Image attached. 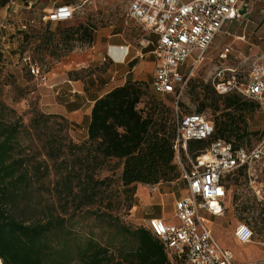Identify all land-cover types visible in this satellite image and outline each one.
<instances>
[{"label":"trees","instance_id":"1","mask_svg":"<svg viewBox=\"0 0 264 264\" xmlns=\"http://www.w3.org/2000/svg\"><path fill=\"white\" fill-rule=\"evenodd\" d=\"M97 30L90 22L70 24L59 39L54 32L43 35L34 51L60 59L76 43L93 45ZM8 84L0 67V264H173L146 226H135L114 213L117 202L110 190L114 175L100 173L110 161H117L129 208L137 184L181 179L174 148L175 109L158 96H149L147 82L128 79L95 101L87 138L76 142L69 133L72 122L63 114L36 112L25 124L1 97ZM188 87L203 96L199 113L208 101L221 111L212 137L189 142L188 150L205 142L208 148L219 139L234 148L245 146L247 115L256 102L238 93L220 95L215 89L210 99L203 82L190 81ZM50 119L59 121L49 125ZM32 129L44 137L43 152L30 150L21 140ZM42 153L44 159H39ZM244 171L231 175L240 177ZM52 173L56 180L48 184L44 180ZM82 214L99 221L100 234L76 226V217Z\"/></svg>","mask_w":264,"mask_h":264},{"label":"rangeland","instance_id":"2","mask_svg":"<svg viewBox=\"0 0 264 264\" xmlns=\"http://www.w3.org/2000/svg\"><path fill=\"white\" fill-rule=\"evenodd\" d=\"M40 1L41 5L39 4L37 9L17 13L22 22H28V28H26L32 33L33 38L29 44L21 43V45H18L17 52H12V55L9 54L4 63L0 64L6 80L9 81V84L4 86L1 97L18 115L22 116L24 123L28 125L36 112L63 114V112L68 111L71 118L77 114L78 121H71L72 126L69 133L76 142H81L86 139L87 107L85 104L77 113L70 112L67 102L70 99H80L79 96L81 95L68 90V86H70L68 81H88L94 90L102 91L106 87L110 88L118 84L120 79L119 73L116 79L113 82L111 81L110 75L113 69L110 68L109 59L100 63L99 58L105 51L97 45L98 38L102 37L104 43L109 39V36L121 34L132 46L137 48L145 46L149 52L146 60L155 63L156 55L153 52L154 45L152 41L156 38V35L145 30L130 17L133 0ZM62 4H70L74 7V17L64 22H46L44 20L45 15ZM11 11V9H8L9 13H12ZM10 18H7L6 21L12 22L13 17ZM77 22H90L98 26L93 45L76 43L73 49L64 52L65 54L60 59L50 57L49 52L40 55L34 51V47L43 35L54 32L57 39H59L66 26ZM238 25V21L229 22L225 25L222 33L209 48L205 61L195 69L194 75L189 80V82H203L204 85L208 86L210 99L213 97L212 79L216 68H238L244 70L247 74L252 64L257 61L255 58L246 59L244 55L240 58L235 57V49L238 48L236 44L241 42L239 45H242V41L232 44L234 50H231V53L223 62L219 61V51L233 39V37L226 35L227 31L235 32ZM242 51L244 54L246 53L243 45ZM30 62H35L39 66L41 75L35 76L31 73ZM106 73L107 76H105ZM151 81L152 79L149 83L148 95L158 96L160 100L175 109L176 98L172 95L162 96L156 94L151 87ZM202 98V95L198 97L188 87L178 103L180 114L199 113L197 109ZM221 102L222 100L219 101V103ZM207 104L206 109L200 114L205 115L215 124V120L220 116L221 111H216L215 105L211 104L210 101ZM256 105L254 110L247 115L249 136L243 145L248 148L264 143V112L259 109L257 103ZM56 120L59 121V119H50L48 124L52 125ZM43 139L44 137L39 136L38 132L33 129L21 138L23 144L28 146L30 150H41L42 152ZM207 145L208 142L197 145L192 152L189 151V154L192 155L200 150V152L205 151ZM38 158L44 159L43 153ZM116 165L117 161L112 160L106 164V169L100 173L101 177L106 174L114 175V182L110 190L117 202L114 208L115 214L120 215L124 221L135 226H145L149 217L163 213V211L167 222H177L175 202L187 193V186L182 178L173 183L144 185L146 188L145 194L148 197L146 203L142 200L139 190L140 185H137L132 197L133 206L129 208V203L126 202V193H124L125 189L119 180L121 170ZM113 168H115L114 171H112ZM245 171L240 177L231 175L232 179H229V191L225 201V213L222 216H214L210 219L214 224L215 238L222 246L234 252L237 263L246 264L260 261L259 264H264V175L258 168H256V171L252 168L251 175L246 168ZM55 180L56 175L52 173L44 181L49 184V182H55ZM76 220H79V224L76 226H79L85 232L92 229L100 234L102 231L99 221L86 218L85 214L77 216ZM240 222L247 223L254 232L253 239L249 243H241L234 235L235 228Z\"/></svg>","mask_w":264,"mask_h":264},{"label":"built area","instance_id":"3","mask_svg":"<svg viewBox=\"0 0 264 264\" xmlns=\"http://www.w3.org/2000/svg\"><path fill=\"white\" fill-rule=\"evenodd\" d=\"M242 0H133L130 17L157 36L154 43L156 67L151 87L156 94L176 98V163L187 193L175 202L177 222L152 216L146 227L163 244L173 264H239L234 252L222 246L214 236L211 217L225 213L229 191L228 176L241 168H256L264 175V143L253 148L219 139L197 156L189 154L191 141L212 137L214 123L200 113L180 114L179 100L186 92L195 69L222 33L225 24L241 18ZM74 7L62 4L45 15L46 22H64L74 17ZM232 49L224 46L218 54L223 62ZM33 75H41L30 62ZM231 67L216 68L212 84L220 95L238 93L256 102L264 112V56H259L248 73ZM254 166V167H252ZM256 166V167H255ZM234 235L241 243L252 241L254 232L244 222ZM260 261L246 264H259Z\"/></svg>","mask_w":264,"mask_h":264},{"label":"crops","instance_id":"4","mask_svg":"<svg viewBox=\"0 0 264 264\" xmlns=\"http://www.w3.org/2000/svg\"><path fill=\"white\" fill-rule=\"evenodd\" d=\"M39 4L41 5L40 0H9L5 5H2L0 2V64L4 63L5 58L9 54L12 55V52H17L18 45H21V43L25 44L31 36V32L27 29L28 22H22L17 13L37 9ZM241 6V18L229 21H238L239 25L235 32L227 31L226 35L233 37V39L226 45L232 46V44L237 43V41H242V45L245 47L246 53H243L242 45H239L241 42H238L236 44L238 48L236 47L235 49V57L240 58L244 55L246 59L255 58L257 60L259 56H264V0H242ZM8 9H11L12 13H9ZM10 17H13V21H6V19ZM118 35L119 34H114L109 36V39L104 43L102 41V37H99L96 41L100 49L105 51V53L99 58L100 63L107 59L110 61V68L113 69V72L110 75L111 81L113 82L120 73V79L118 77V84H115L110 88L106 87L104 90L100 91L94 90L88 81H68L70 84V86H68V90L81 95L79 96L80 99H70L67 102L70 112L77 113L85 106V104L87 107L86 138L88 125L91 119V111L98 98L112 90L114 87L124 84L128 79L145 81L148 84L151 79L153 80L156 62L154 63V61L151 62L146 60L149 53L147 48L145 46L138 48L134 47L130 42L126 41L121 34L119 36ZM156 39L157 36L152 41L153 45ZM107 75L108 74L106 73L105 76ZM68 113V111L63 112V115L67 116L72 122L78 121L77 114L75 117L71 118ZM137 185H140V194L142 200L146 203L148 200V197L145 194L146 188L143 184L139 183ZM154 216L166 219L164 211L163 213L161 212L160 214Z\"/></svg>","mask_w":264,"mask_h":264}]
</instances>
